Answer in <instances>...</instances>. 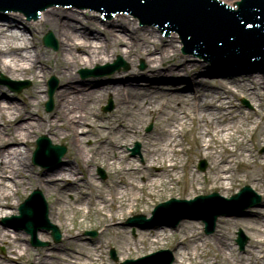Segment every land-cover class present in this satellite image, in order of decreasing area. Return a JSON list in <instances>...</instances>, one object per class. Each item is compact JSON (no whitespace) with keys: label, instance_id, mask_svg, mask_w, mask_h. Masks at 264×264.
Instances as JSON below:
<instances>
[{"label":"bare ground","instance_id":"obj_1","mask_svg":"<svg viewBox=\"0 0 264 264\" xmlns=\"http://www.w3.org/2000/svg\"><path fill=\"white\" fill-rule=\"evenodd\" d=\"M227 1L231 3V0ZM7 14L19 17L21 23L33 30L41 33L49 31L53 42L56 39L58 44L56 52L50 55L47 50L34 47L35 37L28 38L19 27H8L7 21L0 22V72L6 78L2 77L10 87H17V80L29 79L31 86L27 95L31 99L40 98V91L44 90L43 80L52 71L62 83L63 80L78 77L75 73L78 66L91 67L109 62L117 51L132 65L142 57L147 63L145 71L158 69L161 63L166 66L170 61L184 59L177 53L179 45H176L178 40L175 35L167 39L153 28H138V19H131V14L115 13L117 16L110 18L112 23L117 20L125 23L127 33H119L113 27L92 19L87 10L48 8L40 12L39 20L30 23L23 13L9 11ZM189 60L193 58L189 57ZM196 67L198 64L184 63L174 72L183 75V72H191ZM73 86L74 91L69 87H59L54 94V110L44 117L33 116L34 104L31 100L27 99L22 102L23 106H19L5 98L0 99V122L3 123L0 127V218L15 213L18 203L13 202V198L17 197L20 188H25V178H32L38 194L40 190L45 197L57 196L50 201L47 216V208L42 209L44 204L38 199L39 195H35L32 204H27L30 215H26L21 224H29L30 228L39 232L37 238L40 240L51 237L46 230L52 224L62 227L65 234L64 245L31 249L24 245L20 233L11 234L9 229L0 227V244L6 248L0 256V264H106L102 256L109 248L115 249L121 259L138 257L160 248L165 244L166 231L173 228L156 222L138 228L136 236L129 238L123 220L138 210L144 213L153 198L162 197L164 194L157 187H168L165 193L170 196L176 192L187 197L195 193L201 185L198 177L193 170L186 168L185 162L180 161V156L187 152L208 159L209 176L204 175L202 179L214 189L227 192L230 181L238 179L240 174L254 188L263 183L257 180L256 173L264 170V157H253L248 145L253 140L259 148L264 147L262 73L234 78L233 84L228 80L226 84L212 85L218 92L195 88L193 94H168L164 90L132 88L122 83H106L99 89L87 91L81 85ZM234 94L248 99L254 109L251 112L233 110L229 105ZM110 95L114 102L110 117L98 124L96 119L92 121L96 122L95 127L101 133L95 135H99V139L95 140L97 147L92 148L90 155L88 149L83 154L82 143L93 133L91 120L96 118L94 107L103 97ZM153 113L163 124L149 144L148 136L142 134L141 129L144 118ZM85 126L89 128L83 130ZM42 133L49 137L39 138L48 142H69L72 154L83 166L104 167L110 174V182L99 183L95 173L88 170V178L84 181L86 186L82 187L79 184L82 180L79 168L69 163H58L52 168L39 170L36 176L31 177L29 153L24 147L34 136ZM188 134L192 135V139L191 146L186 149L182 147L185 141L180 138ZM132 139L142 141L141 153L147 156L142 165H138L134 157H127L120 147L126 146ZM234 166L238 167L235 172L232 169ZM182 169L186 173L181 177L187 179L189 190L180 184ZM61 182L64 185H60ZM84 188L87 189L84 191ZM69 194L72 195L71 201L66 200ZM69 210L72 211L70 218L67 217ZM90 212L99 217L101 225L89 226L81 220L76 223V229L70 227L76 222L75 215L80 218ZM250 218L251 222L261 225L264 210L252 213ZM225 222L227 220L217 225L215 233L207 237L200 236L193 222H181L173 231L180 237L171 242L174 263L185 264V261L191 260V264H255L247 257L236 255L231 248L229 250ZM232 222L240 223V220L233 219ZM91 227L97 230L99 239L90 240L81 233ZM261 254L259 258L263 260L264 252ZM158 260L164 261L162 258Z\"/></svg>","mask_w":264,"mask_h":264},{"label":"water","instance_id":"obj_2","mask_svg":"<svg viewBox=\"0 0 264 264\" xmlns=\"http://www.w3.org/2000/svg\"><path fill=\"white\" fill-rule=\"evenodd\" d=\"M219 1L232 8H236V3L239 2V0H231V3L227 0ZM61 4L67 5L62 6L63 9H70L72 6V9L97 10L91 13L90 17L100 21L101 24H106L107 27H113V30H118L119 33H127L126 24L120 23V20L112 23L110 19L104 17H111L114 13L131 14L141 23L137 25L138 28H147V25H151L154 26L156 31L161 30L164 33L175 32L181 43L179 47L181 54L193 55V63H198V67L191 72H183V75H178L174 71L180 69L184 63H190L189 58H184L180 61H173V63L170 61L166 63V66L161 63L158 69L149 68L148 71H142L144 61L142 57H139L137 62L139 71L121 73L120 76L102 75L100 73V75L81 76V70L93 71L96 66L113 63L117 57L127 66L126 60L122 59L119 51H117L113 62L105 61L104 64H94L93 67L78 66V77H72L71 80H63L62 83L56 77H53L52 71L49 77L43 80L46 84L47 92L49 83L52 87L49 90V98H51L53 90H56L57 87H69V90L74 91L73 85H81L87 91L99 89L103 83H114V85L122 83L132 88L133 86H138L141 89L150 87L157 92L164 90L165 93L193 94L195 88H202V91L218 92L209 81H198L197 77L228 78L233 84L235 75L246 77H250L252 73H262L264 75V67H260L264 66V0H242L238 4L236 11L225 7L217 0H0V9H19L21 12H17L23 13V16L25 14L29 17H34L37 11L45 7L47 8L44 11L48 9V6H61ZM37 20H39V16ZM1 21H7L8 27H19L24 33H29V26L21 23L19 17H15L14 14L0 11ZM33 21L31 20V22ZM161 31L162 37H167L170 34L169 32L165 35ZM42 41L45 46L55 49V43L50 33H47ZM205 59L214 63H226L229 65L214 64L207 62ZM231 64L250 66H232ZM120 69H123V67ZM48 101L49 99H44L42 103L45 111H49L53 106L51 98V102H49L46 109ZM110 109L111 104L105 108V110ZM45 141L42 138L38 140L36 153L42 152L43 148L47 147V151H50L57 161L63 155L65 149L57 145L50 146L49 142L46 141V143ZM43 153H46V150ZM204 168L205 164L202 162L200 169L204 170ZM247 192H249V188H243L239 194L234 195L229 200V203L231 205L240 203L241 198ZM35 195L39 194L33 193L21 206V219L25 220V216L30 215V211H28L30 207H27V204H32V199ZM216 197V194H212L207 197H199L195 201L209 200L210 203L207 205L211 207ZM38 199L41 198L39 197ZM195 201L172 200L158 206L156 212H163L170 205H190ZM253 203L251 202V204ZM242 206H239L238 209ZM221 214L224 213L218 212L209 216H198L206 223L207 233L213 230L215 219ZM185 217L176 216L167 219L175 225ZM28 225L25 223L23 227L34 240L36 231ZM52 229L53 238L58 241L59 234L55 228ZM237 242L240 247H243L245 239L240 235ZM169 262L150 263L169 264Z\"/></svg>","mask_w":264,"mask_h":264},{"label":"rangeland","instance_id":"obj_3","mask_svg":"<svg viewBox=\"0 0 264 264\" xmlns=\"http://www.w3.org/2000/svg\"><path fill=\"white\" fill-rule=\"evenodd\" d=\"M58 7L63 8L62 6H48V8H58ZM70 9H72V6L70 7ZM70 9H67V10H70ZM76 10H79V9H76ZM87 11L90 12V13L96 12L95 10H87ZM121 15H125V14H121ZM127 15L129 16V14H126V16ZM115 16H117V14L112 16L111 18H114ZM129 17L131 19H135L136 20V18H134L133 16L132 17L129 16ZM136 22H137V25H138L139 21H136ZM76 24H78V22ZM147 28L155 29L154 26H151V25H147ZM33 29L34 28L30 27L29 33H27V37L28 38L32 37V36L35 37L34 47L35 48L40 47L41 49L47 50L50 55H53L56 52V50L58 49V44L56 42V39H55V49L46 48L42 44V37L48 31H45L44 33H41L39 31L33 30ZM156 33L162 37V34H160V31H156ZM171 35H175L176 39L178 40V37H177L175 32H170V34L167 37H162V38H167L168 39V38L171 37ZM177 44L180 47V44H181L180 40H178V42H176V45ZM179 47L177 49V53L179 55H181L182 58H189V57L193 58V55L181 54V52L179 50ZM115 56L116 55H114L112 60L109 61V62H113ZM142 60L144 61V66H143L142 71H145L147 69V63L145 62L144 59H142ZM137 62H138V59L135 61V63H133V65L131 63L127 62L128 65H127V69L126 70L125 69H120L118 71H115V72L109 74V76H120L121 73H129V71H139V67H137ZM102 64H104V63H102ZM190 64H194L193 60L190 61ZM195 64L197 65L198 63H195ZM93 66L94 65H92L91 67H93ZM75 73L77 74V76L79 75L78 68L75 69ZM256 74H259V73H256ZM1 76L6 78V76L3 75L0 72V77ZM47 77H49V76L47 75ZM53 77H56V76L53 75ZM240 77H241V75H235V78H240ZM197 79L209 81L210 84L215 85V86H219L222 83L226 84L227 81L229 80L228 78H213V77H197ZM57 80H58V78H57ZM17 81H20L22 83L26 82V85L21 87L19 92L14 91V89H12L10 86H7V85H5L3 83H0V94H1L0 95V99H4L5 98V100H7L9 102L18 103L19 106H23L24 104L22 102H25L27 99L31 100L33 102V104H34L32 113H33V116L35 118H38V116L39 117H44V116L52 114V112L54 110V102H55L54 94L59 89V87H57L56 90L51 95L52 104H53L52 109H50L49 111H45V109L43 108L42 103H43L44 99H48V92H47L46 84L43 82L44 90L40 91V94H39L40 98L39 99H36V98H32L31 99L27 95V91L29 90V88L31 86L30 80L29 79H20V80H17ZM105 84L106 83H103V85H105ZM247 84H249V83H247ZM168 94H173V93H168ZM108 100H111V102L113 104V107H114V102H113V99H112L111 95L103 97V99H101L100 103L96 107H94V111L96 112V118H93V119L90 118V119H92L91 120V124L93 125V127L91 128V130H92L93 133H91L88 137H86L85 140L82 143V146L85 149V150H83L84 151L83 154L87 153L86 149H88V153H89L88 155H90V152L92 151V148L93 147H95V148L97 147V144L95 143V140L99 139L98 136L101 133H100V130L97 129V127H95V123L97 122L96 124H98V123H100V122H102V121H104V120H106L107 118L110 117L113 108L109 112H103L102 111V107L106 106ZM261 103H262V105L264 107V99H262ZM229 106H232L233 110H241V111H244V112H251L254 109L252 103L248 99L243 98L240 95H235V94L232 95V97H230V105ZM259 116H260V113H259ZM95 119H96V122L95 123L92 122ZM2 124L3 123L0 122V127H2ZM162 124H163L162 120L158 119V116H157L156 113H153L151 116H147V117L144 118V124L142 126L141 133L148 136L147 143L150 144L152 142V139L155 137L154 134L157 133L158 129L162 126ZM188 124H190V123L188 122ZM150 125H151V129H150V131L147 132L146 130H147V128ZM88 128H89L88 126H85L83 128V130L84 129H88ZM96 134H99V135L95 137ZM40 136H46L47 138L49 137L48 135H46L44 133L37 134L36 136H34L31 139V142L28 144V146L24 147V149H27L28 153H29L28 164H29V167H30V170H31V173H30L31 177L36 176L37 172L39 170L52 168V165L50 166V164H48L47 166H43L41 164L33 162V152L35 150L36 140ZM191 139H192V135H190V134H188L187 136H184V137L182 136L180 138V140L185 141V144L182 145V147L186 148V149L188 147H190L191 146V142H190ZM50 142L52 144L60 145V146H63L65 148L64 155L61 158H59V161H58L59 163H61V164L62 163H65V164L69 163L73 167L76 165L79 168V172L82 174L80 176L82 180H79L80 181L79 182L80 186H82V187L86 186V184H84V181L87 180V178H88V176L86 175V171H88V170H92L95 173L96 180L99 183H109L110 182V179H111L110 174L108 173V171L104 167L92 166V165H89V164H84V166H83L82 163L77 159L76 155L72 154L69 142L61 141L60 143H58V141H53V140H51ZM136 143H138L139 146H140L139 147V154H136V155L133 156L131 151L134 148V145ZM141 145H142V141H138L136 139H132V141L127 143L126 146L121 145L120 147H121V149L123 151H125L127 157H132V158L134 157L135 160H137V164L138 165H142V164H144L147 161V156L141 153L142 152ZM248 145L250 146V149H251L253 157H255V158L264 157V147L259 148L258 146H256L254 144L253 140ZM190 153L191 152H187L185 155H181L180 156V161H181V163L185 162L186 163V168L189 167L191 170H193L196 173V176L198 177V180H199L201 185H199L197 187V189L195 190V193L190 194L188 197L185 194L181 195V194H179L177 192L174 195L170 196V194L165 193L166 190H168V187H161V188L157 187V189H159V190L161 189L162 190L164 195L162 197H159V198H153L152 201H150V203L148 205L147 211L142 213L141 210H138V212H134L132 215L125 216L123 222L126 225L125 227L128 228V237L132 238V237L136 236L138 228H143V227L149 226L150 224H142V225H137L136 223L127 224V221L129 219L133 218L135 215H138V214H142L146 218H150L153 208L157 204H159L161 202H165V201H167L169 199H172V198L178 199V200H192L196 196L207 195V194H210V193H213V192L219 194L222 197L229 198L231 195L237 193L238 190L240 188H242L243 186H249L260 197V203L258 204V206L247 208L245 211H243V213H241L239 215L230 216V217H219L217 219V221H216V226L221 224L222 221H226L227 220V222H225L224 229L227 232V246L229 247V250L231 248L232 251L236 255H240L241 257H243V256L247 257L251 261H253L255 264H264V259L261 260L259 258L260 255H262L261 253L264 252V222H262V224L259 225L256 222H251V220H250L251 219L250 216L252 215V213H254L256 211H261V210L263 211L264 210V206H263L264 205V170H259L256 173L257 176H258L257 180L259 179V180H261L263 182V183L260 184L259 187H257V188L252 187V184L250 183V181L245 180L244 175L240 174L238 179L233 180L232 182L230 181V184L228 183L229 185L227 187V192L226 191L222 192V191H219L217 189H214L213 186L209 185L207 182H203L204 179H202V177L204 175L209 176V174H208V166H209L208 159L202 158L200 156H196V155H194L192 153L190 155ZM201 160L205 161V163H206V168H205V170L203 172L199 171L198 167H197L198 162L201 161ZM54 164H56V163H54ZM237 168H238L237 166H234L232 169L235 172V171H237L236 170ZM156 169H158V168H153V170H156ZM185 169L184 170L182 169L183 172L180 171V178H181L180 184H184L186 186V190H187L188 189L187 179L185 177L184 178L181 177V175L184 174V172L186 173ZM239 169L241 170L240 166H239ZM99 170L103 171V173L105 175L104 179L100 178L99 173H98ZM59 184L61 185L63 183L61 182ZM24 187L25 188H20L19 189V194L17 195V197L13 198V202L18 203V204H16L15 213L14 214H10L9 216H6V217H4V216L1 217L0 218V227H3L5 229H9V232L11 234H12V232L20 233L22 235V238L24 239V245H27L31 249H40V248H45V247L51 246V245H64L65 244V241L63 240L64 239V235H65L64 234V230H63L62 227H58L57 225L52 224V225H54L57 228V230L59 232V241L54 242L52 237L48 238L47 240H40V239L37 238V235H38L39 232H36L35 235H36V238H37V242H39V244H40V245H37V246L33 245L32 240L30 238V235L25 230L17 228L15 226L14 223H16V222L13 221L11 218H12V216H15V215L18 214V207H19L20 203L32 191L38 190L36 188V186L34 185L32 178H30L29 180H28L27 177L25 178V186ZM85 189H87V188H84V191H85ZM39 192L41 193V196L43 197V200L45 201L46 208H47V216H48V206L51 203L50 201H53L57 195L52 194V195H50L48 197H45V195H44V193H42V191L39 190ZM71 199H72V195L71 194L66 196V200L67 201H71ZM67 215H68L67 216L68 218L72 217V211L71 210L67 211ZM74 217H75L74 220H76V222H75V224L71 225L70 227H73L75 229L77 228L76 223L78 221H81V220H84V224L89 225V226L101 225V220L99 219V217L95 216L91 212L87 216L82 215V217L79 218V216L75 215ZM233 219H236V220L239 219L240 223L232 222ZM183 221L193 222L195 227L198 228V232L200 233V236H202V237H207L209 235H212L213 233H215V230H216V226H215V229H214V231L212 233L205 234L204 225H203V223L201 221L193 220V219H190V220L189 219H185ZM183 221H181V222H183ZM180 223L176 227H178L180 225ZM164 225H166V224H164ZM168 227H170V226H168ZM176 227H175V229H176ZM170 228H172V227H170ZM82 231L83 232H81V233L83 235L84 234L87 235L86 232H95L94 236L87 235V237H89L90 240L91 239H99L100 238L98 236L97 230H95L93 227L88 228L87 230L83 229ZM173 231H174V228L169 230V231L168 230L166 231V237L163 240V243H165V244L163 246H161L160 248H156L155 250H152V251H150L148 253L147 252L143 253V254H141L138 257L136 256L134 258L121 259L120 255L117 253V251L115 249H111V248L106 249L105 250V254L102 257H103V259H104L106 264H124L125 262H127L129 260L138 259V258H140V257H142V256H144L146 254H149V253H154V252L159 251V250H164V251L168 250L170 252V254L172 255V257H173V263L172 264H175L174 263L175 259H174V256H173V252L171 250V242H173L175 239H178L180 236H177L176 234H174ZM239 231H241L243 233V235L246 237V242H245L244 248L242 250L239 249V246L236 243L237 232H239ZM49 232L51 234V231H49ZM101 238H102V236H101ZM103 240H105V239H103ZM111 250H113V252L115 254V259H111V256H110V251ZM5 252H6L5 246L3 244H0V256H2ZM227 253L229 254L228 251H227ZM198 260L199 259H195L194 261H198ZM192 262L193 261H191V260L190 261L187 260V261H185V264H191ZM215 264H222V263H218L217 262Z\"/></svg>","mask_w":264,"mask_h":264}]
</instances>
